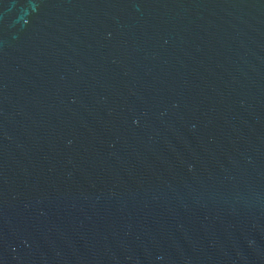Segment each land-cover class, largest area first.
<instances>
[{"label":"water","instance_id":"water-1","mask_svg":"<svg viewBox=\"0 0 264 264\" xmlns=\"http://www.w3.org/2000/svg\"><path fill=\"white\" fill-rule=\"evenodd\" d=\"M0 264H264V0H0Z\"/></svg>","mask_w":264,"mask_h":264}]
</instances>
